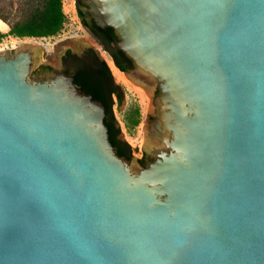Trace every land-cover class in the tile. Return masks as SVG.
<instances>
[{"label": "water", "instance_id": "95a60500", "mask_svg": "<svg viewBox=\"0 0 264 264\" xmlns=\"http://www.w3.org/2000/svg\"><path fill=\"white\" fill-rule=\"evenodd\" d=\"M86 2L154 103L153 157L39 50L0 53V264H264V0Z\"/></svg>", "mask_w": 264, "mask_h": 264}, {"label": "rangeland", "instance_id": "374dc122", "mask_svg": "<svg viewBox=\"0 0 264 264\" xmlns=\"http://www.w3.org/2000/svg\"><path fill=\"white\" fill-rule=\"evenodd\" d=\"M24 5V1H0V9L7 17V19L0 17L6 25L4 29H0V33L5 34V37L0 39V46L4 48L0 53L4 54L9 50L14 54L20 48L39 50L46 57V65L54 72H59L63 68L61 56L67 49L80 53L84 48L93 46L107 62L115 80L123 88L124 97L120 102H115L113 111L121 128L122 137L132 149L130 164L134 168H139V159L143 152H147V136L150 134V119L155 111L154 103L129 81L133 76H126L118 71L110 55L82 26L77 13V0H63L65 24L59 33L47 37H18L8 34L9 21L14 22L26 17L28 9Z\"/></svg>", "mask_w": 264, "mask_h": 264}, {"label": "flooded vegetation", "instance_id": "af4514ba", "mask_svg": "<svg viewBox=\"0 0 264 264\" xmlns=\"http://www.w3.org/2000/svg\"><path fill=\"white\" fill-rule=\"evenodd\" d=\"M88 7L89 5L87 4L86 0H77V13H78V17L81 20L82 26L85 27V29L96 40V42L99 43L103 47V49L110 55V57L114 62V65L119 69L118 71L126 76H132L130 73L131 70H133L134 65L132 61L120 49H118L114 45L116 34L113 28L110 26H105V27L100 26L95 20V18L91 15L90 11L88 10ZM80 9L84 12V15L80 14ZM96 57H98L101 60H104L100 57L99 53L96 51V49L93 46L84 48V50L80 53L73 52L71 49H67L64 52V54L61 56V63L63 65V68L59 70V72L71 74L75 76L78 69H83L88 67L93 68L94 76L97 78L98 82L100 83V88L102 90L104 97L106 98L107 103L110 104V102L113 101L112 110H111L112 112L108 108V105L105 106L106 108L105 118H107L109 123H111L112 125L114 124L115 127H113V130L115 131L120 126L114 114L113 108L115 102H120L123 99L124 91L121 84L115 80L111 69L109 72V76H105L103 72L100 71L102 65L96 60ZM43 72L49 74L54 73L52 68H48V69L43 68ZM155 90L157 95L158 93L157 88ZM121 93L123 94L122 99H120ZM153 117L154 115L150 119V123ZM117 139L119 141V147L128 150V147L125 144L126 140L123 139L121 132L117 134ZM116 150L118 152L117 148ZM131 154H133L132 149H131ZM121 156L124 157L125 159L130 160L127 153ZM152 157L153 154H148L146 151L143 152L142 157L139 159L140 167L146 166L152 160Z\"/></svg>", "mask_w": 264, "mask_h": 264}, {"label": "trees", "instance_id": "16d2710c", "mask_svg": "<svg viewBox=\"0 0 264 264\" xmlns=\"http://www.w3.org/2000/svg\"><path fill=\"white\" fill-rule=\"evenodd\" d=\"M0 1H24V7H27L28 13L25 18L21 20H15L14 22L9 21L10 30L8 34L18 36V37H47L56 35L61 31L65 24L66 15L63 9V0H0ZM12 6V4H11ZM12 8V7H11ZM6 10V9H5ZM80 14L84 15V12L80 9ZM0 17L7 19V17L2 13L0 9ZM5 37L4 33H0V39ZM96 60L102 65L100 71L103 72L105 76H109L110 68L106 61L96 57ZM43 68H50L44 65ZM75 81L83 86V88L94 98L102 101L105 106L108 105L110 111L112 110V103H107L102 90L100 88V83L94 76V70L92 67L78 69L75 74ZM123 94L121 93L120 99H122ZM112 112V111H111ZM105 123L109 127V138L113 143L114 147L118 149L120 155L128 154L129 158L132 157L131 146L125 141L127 149L119 147V141L117 139V134L121 132L119 127L117 130H113L114 124L108 122L105 118Z\"/></svg>", "mask_w": 264, "mask_h": 264}, {"label": "bare ground", "instance_id": "6f19581e", "mask_svg": "<svg viewBox=\"0 0 264 264\" xmlns=\"http://www.w3.org/2000/svg\"><path fill=\"white\" fill-rule=\"evenodd\" d=\"M6 27L5 23L2 22V20L0 19V29H4ZM4 48L0 46V51H2ZM124 77V76H123Z\"/></svg>", "mask_w": 264, "mask_h": 264}]
</instances>
